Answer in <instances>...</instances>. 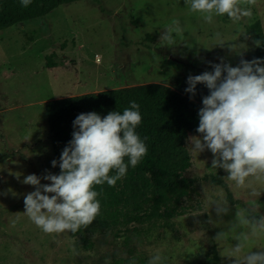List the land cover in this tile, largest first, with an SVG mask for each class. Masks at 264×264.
I'll list each match as a JSON object with an SVG mask.
<instances>
[{"label":"rangeland","instance_id":"obj_1","mask_svg":"<svg viewBox=\"0 0 264 264\" xmlns=\"http://www.w3.org/2000/svg\"><path fill=\"white\" fill-rule=\"evenodd\" d=\"M240 7H252L253 16L233 22L213 14L208 23L185 0H77L0 31V264H230L227 251L245 230L230 231L237 206L246 209L256 199L264 214V185L254 184L262 193L256 198L235 188L223 169H211L209 151L198 156L188 147L193 164L186 174L197 179L187 198L191 212L105 231L81 228L76 236L45 233L27 217L24 196L34 188L22 181L45 169L57 174L49 100L150 82L173 85L177 76L211 69L205 61L219 63V57L235 65L258 47L252 25L259 22L264 32V0L255 6L241 0ZM169 28L171 44L161 41ZM219 174L243 201L228 203L232 211L222 218L213 204L226 200L224 187L212 182ZM221 230L229 235L217 242ZM257 247L264 238L248 250Z\"/></svg>","mask_w":264,"mask_h":264},{"label":"clouds","instance_id":"obj_2","mask_svg":"<svg viewBox=\"0 0 264 264\" xmlns=\"http://www.w3.org/2000/svg\"><path fill=\"white\" fill-rule=\"evenodd\" d=\"M243 2L255 6L257 0ZM30 3L31 0H21L24 7ZM240 4L241 0H185L188 10L203 14L208 23L213 14H226L233 22L251 18L252 7L242 8ZM174 23L178 25L179 21ZM175 31L179 33L181 29L177 27ZM171 32L169 28L162 34L161 41L173 43ZM255 43L260 46V41ZM218 59L219 63L205 61L211 71L187 77L184 91L190 99L197 96V85H204L208 94L202 95L203 106L198 109L195 132L199 135L186 137V145L198 156L211 152V169H223L235 188H248L250 197H260L262 193L254 184L264 185V58L249 61L241 57L236 66L224 57ZM139 108L136 101H131L122 113L79 114L73 121L72 139L59 159L51 161L52 168L59 167V174L45 169L41 175L24 177L22 182L34 188L24 196L25 214L38 228L48 234L77 233L96 220L101 203L95 186L106 183L114 187L129 166L135 168L147 154L146 138L136 131L142 121ZM213 204L216 217L232 211L226 200ZM259 207L256 199H251L246 209L237 206L230 231L245 230L235 235L236 243L227 251L230 264H264V247L248 250L254 241L264 238V214L257 213ZM228 235L221 230L215 240L224 241Z\"/></svg>","mask_w":264,"mask_h":264},{"label":"trees","instance_id":"obj_3","mask_svg":"<svg viewBox=\"0 0 264 264\" xmlns=\"http://www.w3.org/2000/svg\"><path fill=\"white\" fill-rule=\"evenodd\" d=\"M77 0H31L24 7L21 0H0V31L24 22L39 20L60 5ZM260 46L247 60L264 58V32L256 22L251 27ZM239 62L233 66L238 65ZM202 70L193 75L201 74ZM188 75L177 76L174 84L150 82L138 85L110 88L99 92H87L49 100L46 104L50 122V137L55 159L72 139L73 121L81 113L97 112L106 116L110 111H120L136 101L142 121L136 131L146 138L147 154L138 165L129 166L127 174L114 187L106 183L95 186L100 194V214L85 230L105 231L185 215L195 206L187 198L196 191L197 179L186 173L191 168L192 153L186 145V137L198 127V109L202 107V95L208 94L204 85H197V96L186 94ZM128 158L125 157V163ZM57 174L60 169L56 167ZM114 172L110 173V175ZM212 182L224 187L226 200L231 205H241L221 174L212 176ZM199 201L196 209H201ZM72 233L76 236L80 233Z\"/></svg>","mask_w":264,"mask_h":264}]
</instances>
